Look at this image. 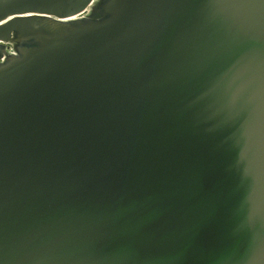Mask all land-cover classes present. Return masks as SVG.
I'll list each match as a JSON object with an SVG mask.
<instances>
[{
  "label": "water",
  "instance_id": "95a60500",
  "mask_svg": "<svg viewBox=\"0 0 264 264\" xmlns=\"http://www.w3.org/2000/svg\"><path fill=\"white\" fill-rule=\"evenodd\" d=\"M0 264H264V0H0Z\"/></svg>",
  "mask_w": 264,
  "mask_h": 264
},
{
  "label": "rangeland",
  "instance_id": "374dc122",
  "mask_svg": "<svg viewBox=\"0 0 264 264\" xmlns=\"http://www.w3.org/2000/svg\"><path fill=\"white\" fill-rule=\"evenodd\" d=\"M10 50H8V52H9ZM10 53H11V51H10Z\"/></svg>",
  "mask_w": 264,
  "mask_h": 264
},
{
  "label": "built area",
  "instance_id": "2783aa9c",
  "mask_svg": "<svg viewBox=\"0 0 264 264\" xmlns=\"http://www.w3.org/2000/svg\"><path fill=\"white\" fill-rule=\"evenodd\" d=\"M10 50V49H9Z\"/></svg>",
  "mask_w": 264,
  "mask_h": 264
}]
</instances>
